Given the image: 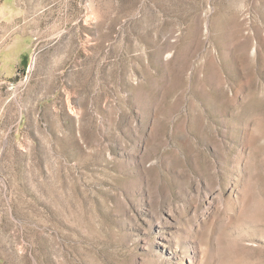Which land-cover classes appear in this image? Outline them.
Here are the masks:
<instances>
[{
	"label": "rangeland",
	"instance_id": "1",
	"mask_svg": "<svg viewBox=\"0 0 264 264\" xmlns=\"http://www.w3.org/2000/svg\"><path fill=\"white\" fill-rule=\"evenodd\" d=\"M0 264H264V0H0Z\"/></svg>",
	"mask_w": 264,
	"mask_h": 264
}]
</instances>
